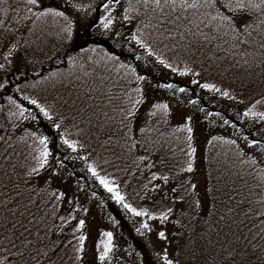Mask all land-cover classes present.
Returning a JSON list of instances; mask_svg holds the SVG:
<instances>
[{
  "label": "snow or ice",
  "instance_id": "6c2138e0",
  "mask_svg": "<svg viewBox=\"0 0 264 264\" xmlns=\"http://www.w3.org/2000/svg\"><path fill=\"white\" fill-rule=\"evenodd\" d=\"M21 5L30 15H20ZM82 7L73 0H0V43L6 48L0 70L7 75L20 51L14 28L8 26L10 22L14 20L15 31H19L21 21L30 20L33 27L26 30L33 32L37 21L45 24L50 20L59 25L57 36L70 40L75 21L68 10L79 11ZM99 9V25L109 39L134 44L149 58L155 56V63L180 76L199 77L211 70L221 75L232 73L241 90L258 85L259 95L250 97L247 103L244 99L238 101L244 104L243 111L237 113L241 117L237 131L242 135L225 138L210 134L209 146L216 142L227 146L224 172L218 167L215 184H206L201 194L198 184L184 175L194 172L197 149L193 146V116L185 115L173 130L187 134L186 149H179L187 161L169 166L162 151L168 140L161 125H169L173 112L168 102L149 95L152 87L170 90L173 95L188 89L173 83H145L146 75L104 49L81 48L84 56L79 59L69 55L72 71L52 76L64 77L60 83L68 96L63 98V106L73 115L57 112L54 117L55 105L29 96L23 100L36 112L11 96L7 97L8 104L15 110L0 107V119L5 121L0 123V264H85L87 219L78 215L81 209L85 214L89 211L80 200L83 187L77 178L76 191L72 192L74 170H68L64 163L69 155L63 151L54 155L49 147L52 138L29 127L41 116L58 134L59 147L77 153L71 159L86 162L87 172L111 200L132 217L145 218L136 228L138 233L153 231L146 221L177 226L170 236L166 228L156 231L157 239L165 244L156 264H181L182 253L186 260H199L201 264H264V0H101ZM121 29L128 34L125 36ZM161 49L171 55L164 58ZM128 50L136 51L132 47ZM88 52L96 53L97 58L88 56ZM134 58L140 60L141 56ZM170 61L184 66L178 68ZM194 66L201 71H195ZM7 83H0V88ZM191 83L230 101L237 100L231 84L219 87L197 79ZM187 103L195 105L198 101L190 99ZM76 117L88 129V144L94 138L98 147L113 157L105 159L104 164L134 177L136 173L146 176L147 170L150 175L141 190L158 207L150 209L127 202L111 174L102 175L99 165L87 163L96 148L80 155L78 149L88 151L85 143L70 139L65 128L66 121ZM245 122L250 131H244ZM223 124L229 125V119H224ZM230 126L237 128L235 123ZM73 127H77L78 134L85 131L78 125ZM162 168L166 171H160ZM208 177L209 181L213 179L212 172ZM152 193L160 195L159 202ZM91 195L95 197L96 193ZM84 196L87 198V193ZM99 235L102 239L95 243L93 259L109 264L116 248L113 232L101 231ZM173 244L177 246L174 254L169 252Z\"/></svg>",
  "mask_w": 264,
  "mask_h": 264
},
{
  "label": "trees",
  "instance_id": "16d2710c",
  "mask_svg": "<svg viewBox=\"0 0 264 264\" xmlns=\"http://www.w3.org/2000/svg\"><path fill=\"white\" fill-rule=\"evenodd\" d=\"M47 2H49V0H45V3ZM73 3L83 6L79 11H75L69 8L68 14L73 18L74 21L76 19L75 14L78 12L93 13V18H95L98 15V12L102 11L99 9L101 0H73ZM89 5H91V7H88ZM25 14L30 15L26 13L23 5H21L20 15L23 16ZM91 21H87V23L90 25ZM97 21L98 18L93 21L92 25H88L89 27H87L85 35L83 32V24L81 22L77 24L75 21V23L73 24V35L70 40H65L58 37L57 32L59 30V25H53L50 20L45 24H41L39 21H37L36 23L38 26L34 28L33 32H28L26 30L28 27H33L30 20L21 21L19 31H15V21L13 20L12 22H10L8 26L14 28L15 37L17 40H19L20 43L19 53L26 60L40 63L41 67L39 72H25V74L23 75L15 74L6 77V81H8V83L4 88H0V107H3L5 111H7L8 108H12L13 110H15L14 106L8 104L7 97L11 96L17 101V103H20L22 106L28 107L33 112H36L37 110L34 108V106L29 105L26 100H23L24 96H29L31 98L37 99L40 103L55 105V111L53 113L54 117L57 112H62L66 116L73 115L69 112V109L66 106H63V98H66L68 96V90L65 89L60 83V80H63L64 77H53L52 74H66L67 72L72 71V69H70L68 66V56L70 55L78 57V59L83 57L84 54L80 52L81 48H98L104 49L105 51L118 56L122 62L132 64L137 68V72L139 74L146 75L148 77V81H146L145 83L150 82L151 85L173 83L178 87H186L188 89L187 92H175L174 95L181 96L180 100H185V105L188 104L187 102L190 99L198 101V103L195 105H188L192 106V109L193 107L195 108V118L204 123L205 132H209L210 130H212V135L225 138H237L238 136L243 134L237 131V129L241 128V117L237 115L238 112H236V109H233L232 106L239 105V112H242L244 109V104H239L238 101L240 99H244L247 103L250 97L258 96L260 92V87L258 85L254 88L241 90L239 80H237L232 73L221 75L218 70L202 72L201 76L199 77H194L191 74L188 76H180L178 73H173L170 69H166L162 65L155 63V56L149 58L144 50L138 49L137 46L135 48V52H130L128 50L130 47L129 45L127 46L128 49L125 48V50H123L116 46L114 39H109L108 36H104L105 38H102V28ZM128 26H126V28H128ZM77 43L81 44L77 45ZM5 51L6 48L3 47V43H0V63H4L3 54ZM57 51L64 52L63 57L65 58L60 63L52 62V59L54 58L53 56L56 55ZM161 52H163L162 49ZM87 55L92 56L93 58H97L96 53L88 52ZM135 55H140L141 59L135 60ZM170 55V53L163 52L164 58H168ZM149 59L151 60L148 61ZM81 62L83 61L81 60ZM170 62H172L173 65L178 68H182L184 66L183 63H180L178 61ZM46 63H48L49 65H46ZM194 68L195 71H201L199 66H194ZM75 71L77 74H79L78 68ZM46 77H48L49 79H45ZM193 79H197L199 83H215L219 87H225L231 84L232 89H234L233 95L237 97V100L230 101L226 98L221 97L218 93H212L208 92L205 89H201L198 84L193 85L191 83ZM53 85H55V87ZM159 89L167 92V94L173 95V92L170 90H166L163 88ZM149 94H152L151 90H149ZM200 108H204L205 111L200 112ZM209 112H219L221 115L209 116L207 115V113ZM183 117L184 116L176 117L175 115H173L169 125H161V130L165 132V138L168 140L165 149L162 151L163 154H165L169 159V166L178 163H186L187 161V157L179 151L180 148L186 149V142L184 138L187 134L174 133L173 131L182 123ZM224 119H229L230 124L224 125ZM44 120L45 119L41 116L39 117L38 122L41 123ZM79 121L80 117H76L75 120L69 119L65 123V128H67L70 133V139L79 140L85 143L88 151L80 149V151H82L85 155H87L88 152H91L92 147L96 148L95 153L92 154L91 159L87 161V163L94 162L99 165L98 171H100L102 175L111 174V177L114 178L119 184L121 193L126 196L127 202L132 203L134 206L150 209H155L156 207H158L157 204H154L153 199L145 196V193L141 190V185L147 182L146 176L150 175L147 170L145 169L146 176H141L139 173H136V176L134 177L125 172L117 171L116 168L112 165L104 164L105 159L112 160L113 157L103 149L99 148L94 138H91V145L88 144V141L90 140L88 129L86 125L80 124ZM4 122L5 121L3 119H0V123ZM232 123H235L237 125V128H232L230 126ZM74 124L78 125V127L80 128H84V133L78 134L77 127H73ZM192 126L194 128L193 146L197 149L196 154L193 157L194 172L186 173L184 175L191 178L193 182H196L198 184L200 193L203 194L206 184L209 187H211L212 184H215L214 177L218 175L216 169L219 167L220 172H224L223 164L225 161V157L223 154L227 150V146L222 145L219 142H216L214 146H209L207 144V140L210 138V136L205 137L204 134L202 136L200 135V131L198 129L200 124H198L197 122L195 124L193 123ZM29 127L33 130H37L40 133L49 135L52 138V143H50L49 147L50 149H52L54 155L60 154L61 151L66 152L69 155L70 158L64 161V163L68 170H74V175L71 181L73 186L72 192H75L76 190L75 186L77 178H79L80 186L83 187V193H79V196L83 207H87L89 211L87 214H85L81 209L78 215L82 217L86 216V219L89 220L87 222V228L84 230L87 236L85 264H99L98 261H94L93 259V249L95 243L102 239V237L99 235L101 231H112L114 235V243L116 244V248L114 249V253L109 261V264H154L152 257L149 255L146 248L143 247L141 242H139L134 237L130 228H128V226L124 223L125 220L123 218H120L119 215L116 219V217L113 215L114 212L113 214L109 213V207L111 203L107 201L106 195H108V193H106L104 189L99 186V184L91 177V174L86 170V166L82 167L84 171L79 169L78 159H71V157H75V155L70 152L69 149H67L66 147H59V136L56 134V131L52 128L51 124V134L41 131L45 129L39 130L34 125H29ZM221 128H227L230 135L225 136L214 133L216 130H219ZM243 129L245 132L251 130L249 128L248 122L244 123ZM0 134H3L2 131H0ZM177 137H179V139H177ZM238 143L242 142L238 140ZM173 150H175L174 153ZM229 155H231V153H229ZM209 160L212 161L211 164H209ZM216 160H219L220 164H217ZM121 167H123V165H121ZM153 170L155 171L156 169ZM61 171H63V169H61ZM160 171H166V169L162 168L160 169ZM209 172H212L213 176V179L211 181H209L208 177ZM136 177H139V179H137ZM125 181H127V183H125ZM60 183L61 182L57 181V184ZM159 183L163 185L162 181H159ZM92 192L96 193L95 197H92ZM84 193H87V198H85ZM137 193H139V195H137ZM151 195L152 197H155V201H160L159 194L152 193ZM141 196H145V198L141 199ZM63 207L68 206L63 205ZM100 209H103L105 215L100 213ZM104 216L108 218L105 221L103 220ZM137 219L144 221L145 218ZM114 220L117 221V223L114 224ZM146 222H148L150 225L161 224L158 220ZM57 223H59L58 220ZM115 225H122L125 228L123 231L122 240L118 237L119 233L117 234L113 231ZM167 225L169 226L168 234L170 236L173 231L177 230V226L171 222L167 223ZM132 241H134L135 245L138 248L132 244ZM136 242L140 244H137ZM73 243H75V241H73ZM182 245L183 241H181V246ZM176 249L177 246L173 244V254L175 253ZM137 252L140 253L139 256L136 255ZM180 260L181 264H201L199 260L195 262L186 260V254L184 253L180 255Z\"/></svg>",
  "mask_w": 264,
  "mask_h": 264
},
{
  "label": "rangeland",
  "instance_id": "374dc122",
  "mask_svg": "<svg viewBox=\"0 0 264 264\" xmlns=\"http://www.w3.org/2000/svg\"><path fill=\"white\" fill-rule=\"evenodd\" d=\"M101 14V11L98 12V15L93 18V13H82V12H78L75 14V21L78 24L79 22H81L83 24V32L84 35L86 34V29L87 27H89L90 25L93 24V21L98 18V23H99V15ZM93 18V20H92ZM79 19V20H78ZM92 20V21H91ZM87 21H91L90 25L87 23ZM97 24V23H96ZM89 25V26H88ZM128 26V25H126ZM133 26L130 25L128 26V28H132ZM102 28V27H101ZM120 31H122L124 33V35L126 36L128 33L125 29H121ZM103 34V35H102ZM101 35L102 38H105L104 36H108V34L104 33L101 30ZM79 40V39H77ZM116 43V46L125 50V48H127V46L129 44L124 43L123 41H117L114 40ZM81 43H77V45H80ZM132 48H136V46L129 45ZM128 49V48H127ZM64 56V52L61 51H57L56 55L53 56L54 58L52 59V62L54 63H60L64 60L65 57ZM151 59H149L148 61H150ZM48 63H46L47 65ZM49 65V64H48ZM40 63H35V62H31L29 60H26L23 58V56L19 53V55L16 57V59L14 60L13 64L8 68V72L7 75H5V71L4 70H0V83H4L6 80V77H8L9 75H23L25 74V72H39L40 70ZM47 67V66H46ZM149 90H151L152 94H149L151 98L155 99V100H163L165 102H168L171 106V110L173 112V115H175L176 117L180 116H185V115H192L194 120L193 123H197L200 124V126L198 127L199 131H200V135L202 136L203 134L206 136H210V134L212 135V130H210L209 132H205L204 131V123L200 122V120H198L196 117V112H195V108L192 106H189L188 104L185 105V100L181 101L180 98L181 96H176V95H172V94H167V92H164L163 90L159 89V88H155L152 87ZM183 98V97H182ZM233 109H236V112L240 111V106L239 105H233L232 106ZM217 124V123H216ZM29 125H34L35 127H37L39 130L41 129H45V130H41L44 131L46 133L51 134V127L49 122H47L46 120H44L43 122L39 123L38 121H32L30 122ZM218 125V124H217ZM214 131V130H213ZM215 134L218 135H225V136H229V131L227 128H221L219 130H216L214 132ZM57 134V133H56ZM58 135V134H57ZM70 150V149H69ZM79 154L80 155H85L82 151H80V149H78ZM71 152V150H70ZM75 156L77 155V153H73ZM78 159V158H77ZM85 161L79 160L78 159V167L79 169L83 170V166H85ZM76 191V190H75ZM107 197V201H109L110 207H109V213L113 214L114 212V216L118 217V215L120 216V218H123L125 220V224L128 226V228H130V230L132 231V234L134 235V237L141 242L142 246L146 248V250L148 251L149 255L152 257V260L154 262V264H156V257L159 253V250L165 246L164 242L159 241L157 239L156 236V231L160 230L162 228H166L167 232H169V226L166 225H162V224H152V228L153 231L151 233H148L145 231L144 235H141L140 233H138L136 231V228H138L140 226V219H137L135 217H132L130 213H127L120 205L116 204L113 200L110 199L109 194L106 195ZM100 213L105 215V212L103 211V209H100ZM108 218L106 216H104L103 220H107ZM119 220V219H118ZM89 220H87L88 222ZM124 227L122 225H115V227L113 228L114 233H119L118 237L122 240L123 239V231H124ZM144 231V230H142ZM116 234V235H117ZM141 240V241H140ZM137 243V242H136ZM132 244L134 246L135 243L134 241H132ZM140 244V243H137ZM137 247V246H136ZM138 248V247H137ZM169 252L173 253V246L171 248H169Z\"/></svg>",
  "mask_w": 264,
  "mask_h": 264
}]
</instances>
